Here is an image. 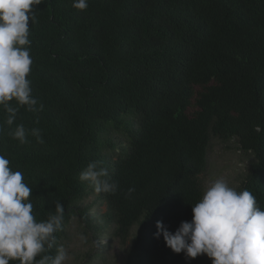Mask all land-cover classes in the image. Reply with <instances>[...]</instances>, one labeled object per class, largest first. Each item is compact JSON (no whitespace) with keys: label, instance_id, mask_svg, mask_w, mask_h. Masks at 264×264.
Wrapping results in <instances>:
<instances>
[{"label":"trees","instance_id":"trees-1","mask_svg":"<svg viewBox=\"0 0 264 264\" xmlns=\"http://www.w3.org/2000/svg\"><path fill=\"white\" fill-rule=\"evenodd\" d=\"M34 11L27 78L43 110L20 107L9 127L0 109V155L32 188L37 220L64 205L58 245L74 216L104 228L81 207L96 193L79 180L100 161L118 184L96 194L113 235L125 244L138 226L124 264H197L200 256L188 260L155 238V225L175 232L191 221L213 138L253 157L238 191L264 210V0H88L84 11L44 0ZM21 123L23 145L9 135Z\"/></svg>","mask_w":264,"mask_h":264},{"label":"clouds","instance_id":"clouds-1","mask_svg":"<svg viewBox=\"0 0 264 264\" xmlns=\"http://www.w3.org/2000/svg\"><path fill=\"white\" fill-rule=\"evenodd\" d=\"M44 0H0V109L6 112L5 123L11 127L20 107L29 112L43 110L32 95L30 27L37 22V5ZM79 11L88 8V0H72ZM15 101L16 106L10 102ZM261 132L260 125L254 129ZM3 131V125H0ZM30 134L44 143L40 129ZM21 145L27 144L28 130L17 124L9 133ZM10 160L0 155V264H66L69 254L58 245L56 233L62 230L65 208L56 201L46 219L37 220L30 188L21 171H13ZM100 161L90 162L79 174L96 194H114L118 184ZM135 191L128 189V195ZM154 237L161 236L166 247L188 260L201 255L211 264H264V210L247 189L237 191L223 178L213 180L202 197L192 205L191 221H181L175 232L160 220ZM55 248V255L52 250Z\"/></svg>","mask_w":264,"mask_h":264},{"label":"rangeland","instance_id":"rangeland-1","mask_svg":"<svg viewBox=\"0 0 264 264\" xmlns=\"http://www.w3.org/2000/svg\"><path fill=\"white\" fill-rule=\"evenodd\" d=\"M195 91L196 95L188 110L189 114L198 109L195 101L202 88L195 87ZM252 160L251 155L235 147L234 140L228 145L213 138L207 169L200 175L203 190L213 180L223 178L229 186L238 191L247 176ZM88 206L91 207L89 215L94 218L93 224H102L104 228L100 231L88 228L80 221L79 216H74L66 228L67 239L62 242L69 254L66 264H124L138 226L132 228L130 240L123 244L113 235L114 227L108 222L107 217H104L108 210L107 204L96 194H90L81 205L82 208ZM197 264H211V259L202 255Z\"/></svg>","mask_w":264,"mask_h":264}]
</instances>
